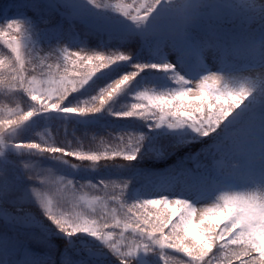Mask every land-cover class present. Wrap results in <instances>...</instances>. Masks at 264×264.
Returning <instances> with one entry per match:
<instances>
[{
  "label": "snow or ice",
  "instance_id": "obj_1",
  "mask_svg": "<svg viewBox=\"0 0 264 264\" xmlns=\"http://www.w3.org/2000/svg\"><path fill=\"white\" fill-rule=\"evenodd\" d=\"M0 42V264H264V0H13Z\"/></svg>",
  "mask_w": 264,
  "mask_h": 264
},
{
  "label": "trees",
  "instance_id": "obj_2",
  "mask_svg": "<svg viewBox=\"0 0 264 264\" xmlns=\"http://www.w3.org/2000/svg\"><path fill=\"white\" fill-rule=\"evenodd\" d=\"M112 1L116 2L117 0H112ZM4 39L7 40L9 38L5 37ZM9 55H10V50L2 42H0V58H6ZM9 71L10 69H8L6 66L0 68V72L7 73ZM77 71H80L83 73L85 69L78 68ZM10 95H11L10 92L6 94L3 89H0V106H2L5 109H7L8 107L14 106L13 104L9 103ZM125 103H128V102H122L124 106H125ZM97 131L98 129L91 128L87 131V135H85V129L83 127L76 126L75 134L73 135V127L70 125V127H67V139L70 141H73V148L82 147L83 150L85 151H89V150L103 151L105 148L115 147L116 142L110 140L108 137V134L105 132H101L97 136H93V137L89 136L90 133L92 132L96 133ZM33 137H35V134H33ZM53 138L55 142L60 143L64 141L65 136H61L55 132Z\"/></svg>",
  "mask_w": 264,
  "mask_h": 264
},
{
  "label": "rangeland",
  "instance_id": "obj_3",
  "mask_svg": "<svg viewBox=\"0 0 264 264\" xmlns=\"http://www.w3.org/2000/svg\"><path fill=\"white\" fill-rule=\"evenodd\" d=\"M108 2L109 3H116L117 1L113 2L112 0H108ZM117 107L121 108L123 106L121 104H119V105H117ZM109 119H111V118H109ZM68 127H70V125ZM79 127H81V126H79ZM40 130H41V132H39ZM38 132L42 133L44 135V138L49 139V142H51L54 140L53 137H54L55 132L61 136H65V126L59 122H56V123L50 124L46 127H41V129H39ZM93 134H94L93 132L90 133V135H93ZM114 135H115V133H114ZM34 138L39 140L40 136L35 134ZM53 192H55V188H53ZM94 193H95V190L89 187V188L85 189L82 193H80L79 195H85V196L90 197ZM64 206L68 210H72V211H78L79 210L78 202L72 201L70 199L65 203ZM221 226H222V224H221ZM126 235H128V234H126ZM154 259L157 261V264H163L162 261H159L158 257H154Z\"/></svg>",
  "mask_w": 264,
  "mask_h": 264
}]
</instances>
